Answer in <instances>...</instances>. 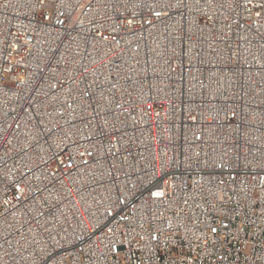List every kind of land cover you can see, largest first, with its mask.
Returning a JSON list of instances; mask_svg holds the SVG:
<instances>
[{
	"label": "built area",
	"instance_id": "1",
	"mask_svg": "<svg viewBox=\"0 0 264 264\" xmlns=\"http://www.w3.org/2000/svg\"><path fill=\"white\" fill-rule=\"evenodd\" d=\"M0 264H264V0H0Z\"/></svg>",
	"mask_w": 264,
	"mask_h": 264
}]
</instances>
